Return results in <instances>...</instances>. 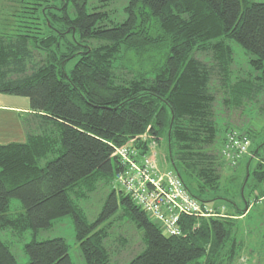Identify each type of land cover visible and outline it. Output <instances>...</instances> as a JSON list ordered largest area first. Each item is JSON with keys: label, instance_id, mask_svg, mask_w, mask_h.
<instances>
[{"label": "trees", "instance_id": "trees-1", "mask_svg": "<svg viewBox=\"0 0 264 264\" xmlns=\"http://www.w3.org/2000/svg\"><path fill=\"white\" fill-rule=\"evenodd\" d=\"M72 2L73 18L65 4L49 13L33 6L22 10L27 31L15 41L0 39V94L27 98L39 119L37 131L25 142L0 145V230L36 233L71 215L85 264H110L107 234L100 225L121 205L146 238L145 250L128 264H233L239 253L228 247L236 238L229 216L247 211L220 194L223 163L210 149L218 136L211 82L228 88L234 105L264 90V2L129 0L127 18L110 26L100 25L102 13L86 12L85 0ZM41 25L46 32L35 31ZM89 39L107 45L91 48ZM230 41L252 56L249 69L254 72L233 85ZM131 54L145 56L150 69L139 61L138 71L132 65L134 71L119 81L115 65L122 60L131 67ZM198 55H210L211 62ZM163 139L169 170L188 193L205 205L229 202L231 214L181 216V234L169 236L116 189L98 218L88 223L70 193L85 197L75 189L91 190L98 175L115 178L122 170L115 148L130 146L143 155ZM247 154L239 191L244 197L248 190L264 203V141L253 150L249 144ZM181 173L197 181L196 193ZM10 199L21 202L20 211H10ZM24 249L26 264H72L61 238L33 237ZM0 264H17L3 243Z\"/></svg>", "mask_w": 264, "mask_h": 264}, {"label": "rangeland", "instance_id": "rangeland-1", "mask_svg": "<svg viewBox=\"0 0 264 264\" xmlns=\"http://www.w3.org/2000/svg\"><path fill=\"white\" fill-rule=\"evenodd\" d=\"M64 0H0V39L5 41L17 40L20 33L27 31L24 28L25 24L21 23L20 12L24 9L33 6L42 9L41 11L54 12L59 11L62 5L65 4L66 11L70 17L75 16L72 0L66 3ZM86 12L102 13L105 17L100 25L110 26L111 24L121 23L127 18L125 8L128 6L129 0H85ZM248 2L261 3L264 0H247ZM57 9H54L56 8ZM46 9V10H45ZM36 28L37 23L32 24ZM46 32L45 27L41 25L38 30ZM37 33V32H36ZM37 35V34H33ZM7 43V42H6ZM91 48H98L107 45L104 41L92 40L87 41ZM232 49V60L230 64L231 85L239 80L246 79L249 72L254 73L249 69V61L252 56L246 52L235 42H227ZM64 49V48H63ZM39 64L42 63L43 57L35 53ZM199 56V55H198ZM210 55H201L200 59L211 62ZM132 59L131 67L124 62L118 61L115 65L117 79L122 81L124 77L128 76L129 71H138L140 65L136 64L140 61L144 70L150 69V63L147 62L145 56L130 55ZM124 61V60H123ZM38 64V65H39ZM37 65V67H38ZM134 65V66H132ZM36 67V68H37ZM256 73V72H255ZM233 83V84H232ZM211 90L215 95V102L213 104L215 122L218 128V136L213 143L212 151L220 155L223 165L220 170L222 179L220 180L222 186V193L226 199L231 200L239 210H245V200L248 201L249 210L245 216H229L231 205L225 201L209 202L214 214L221 215L218 217L232 218L235 222L236 235L235 241H231L228 247L233 248L239 253L236 261L233 264H264V203L260 197L251 198L249 191L246 190L242 197L239 191V185L243 179L246 167V158L243 156L237 159H230L223 155V147L221 143L226 135L233 131L242 136H246L249 140L250 149L253 150L256 146L264 141V90L253 99L243 97L241 101L235 105L229 101L231 98L230 91L225 89L222 84L217 86L216 83L211 82ZM226 90V91H225ZM39 121L38 118H36ZM38 123V122H37ZM18 123H13L11 129L3 130L0 133V144H7L13 142L15 139H9L7 136L12 134L17 136L19 134ZM22 130V129H21ZM17 131V132H16ZM17 134V135H16ZM5 136V137H4ZM152 160L158 165L161 171L169 170V162L167 161V149L165 140H161L159 145L152 143L151 145ZM209 149V148H207ZM210 151V150H208ZM250 156V154L245 155ZM233 157V156H231ZM154 158V159H153ZM45 161L41 164L44 165ZM184 181L191 185L192 192L196 193L197 181L181 173ZM89 187H81L75 189L80 194H86L85 197L76 198L73 192L70 197L77 205L82 216L88 223L95 221L100 215L103 206L108 196L116 190L114 178L111 174L98 175L95 181L92 182V189ZM117 191V190H116ZM254 195V194H253ZM256 195L258 192L256 191ZM9 207L11 212H18L22 208V204L18 199H10ZM233 208H235L233 206ZM100 227L106 232L105 246L109 253L110 264H128L133 258L141 254L146 248V238L143 230L138 226L137 222L128 214L123 206L119 205L117 211L103 223ZM35 237L36 241H44L55 238L64 240L68 248V254L72 264H85L79 246L75 238L74 221L71 215H67L56 219L52 225L46 229H39L36 233L31 230L22 235L16 234L10 228L0 230V243L5 244L10 252L13 254L17 264H26L28 256L25 252L24 246Z\"/></svg>", "mask_w": 264, "mask_h": 264}, {"label": "built area", "instance_id": "built-area-1", "mask_svg": "<svg viewBox=\"0 0 264 264\" xmlns=\"http://www.w3.org/2000/svg\"><path fill=\"white\" fill-rule=\"evenodd\" d=\"M248 146L249 142L245 136L231 131L226 136L222 153L234 160L246 155ZM150 147L143 155L138 149L130 146L115 148L122 165L121 172L114 178L116 189L128 195L133 203L169 236L181 234V216H221L214 214L210 205L202 204L193 198L176 173L171 170L161 171L151 158Z\"/></svg>", "mask_w": 264, "mask_h": 264}, {"label": "crops", "instance_id": "crops-1", "mask_svg": "<svg viewBox=\"0 0 264 264\" xmlns=\"http://www.w3.org/2000/svg\"><path fill=\"white\" fill-rule=\"evenodd\" d=\"M15 122L18 123L19 134H16L17 136L12 134V137L7 136L10 140L15 139L13 142L23 143L29 134L37 131L38 121L36 120L35 113L30 109L28 99L0 94V133L6 129L10 130L12 124ZM13 142H8L7 144Z\"/></svg>", "mask_w": 264, "mask_h": 264}, {"label": "water", "instance_id": "water-1", "mask_svg": "<svg viewBox=\"0 0 264 264\" xmlns=\"http://www.w3.org/2000/svg\"><path fill=\"white\" fill-rule=\"evenodd\" d=\"M246 178H247V175H246ZM247 209H248V208H247V206H246V209H245V210L247 211Z\"/></svg>", "mask_w": 264, "mask_h": 264}, {"label": "flooded vegetation", "instance_id": "flooded-vegetation-1", "mask_svg": "<svg viewBox=\"0 0 264 264\" xmlns=\"http://www.w3.org/2000/svg\"><path fill=\"white\" fill-rule=\"evenodd\" d=\"M54 9H57V7L56 8H54ZM55 11V10H54ZM66 31V30H65Z\"/></svg>", "mask_w": 264, "mask_h": 264}]
</instances>
